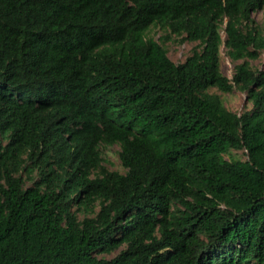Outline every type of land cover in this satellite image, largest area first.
Wrapping results in <instances>:
<instances>
[{
	"label": "trees",
	"instance_id": "obj_1",
	"mask_svg": "<svg viewBox=\"0 0 264 264\" xmlns=\"http://www.w3.org/2000/svg\"><path fill=\"white\" fill-rule=\"evenodd\" d=\"M257 11L264 0H0V264H264ZM151 26L196 45L174 63ZM222 44L242 60L231 79ZM113 145L124 173L103 165Z\"/></svg>",
	"mask_w": 264,
	"mask_h": 264
},
{
	"label": "rangeland",
	"instance_id": "obj_2",
	"mask_svg": "<svg viewBox=\"0 0 264 264\" xmlns=\"http://www.w3.org/2000/svg\"><path fill=\"white\" fill-rule=\"evenodd\" d=\"M253 19L261 28H264V12L257 11L253 14ZM168 34L157 28L156 26H151L148 31L146 32V37H152L154 40L162 44V46L166 49L167 55L169 59L174 63H181L183 62L187 56L191 54L193 47L196 45L194 42L182 41L181 37L170 35L169 39H163ZM221 37L225 39V33L221 31ZM240 61H232L226 55V49L224 45H221L220 48V65L221 71L224 76L231 79L234 72V66ZM249 64L254 69H260L264 62V56L260 55L256 60H248ZM211 93H216L220 95L222 98L224 105L230 111L240 113L244 110H248L251 108V103L246 100V96L244 93L233 90L231 93L224 94L218 91L216 88L210 89ZM119 152L120 147L118 145L113 146H105L102 149V156H103V165L109 170H116L121 173H124L125 170L123 169L120 160H119ZM239 158H245L244 154L240 151L234 152ZM111 255L107 256L110 257Z\"/></svg>",
	"mask_w": 264,
	"mask_h": 264
}]
</instances>
